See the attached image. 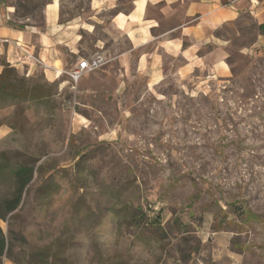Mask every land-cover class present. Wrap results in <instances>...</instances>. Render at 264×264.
Listing matches in <instances>:
<instances>
[{
  "label": "rangeland",
  "instance_id": "374dc122",
  "mask_svg": "<svg viewBox=\"0 0 264 264\" xmlns=\"http://www.w3.org/2000/svg\"><path fill=\"white\" fill-rule=\"evenodd\" d=\"M51 2L0 0V15L42 30ZM56 2L93 60L106 36L102 24L81 28L92 0ZM230 61V77L211 84L171 74L148 87L117 60L74 82L73 68L50 81L23 59L17 70L54 95L0 102V165L5 154L34 168L0 219V264H264V44ZM11 185L0 177V198Z\"/></svg>",
  "mask_w": 264,
  "mask_h": 264
},
{
  "label": "crops",
  "instance_id": "0c3cea01",
  "mask_svg": "<svg viewBox=\"0 0 264 264\" xmlns=\"http://www.w3.org/2000/svg\"><path fill=\"white\" fill-rule=\"evenodd\" d=\"M91 8L93 23L83 21L81 28L94 33L102 24L106 36L93 44L97 70L117 60L128 77L142 75L148 87L171 74H203L207 84L229 78L233 53L264 44V0H92ZM106 11L107 17L99 16ZM45 15L42 30L14 28L0 15V71L4 62L22 69L27 50L38 59L33 65L54 81L86 58L79 56L81 35L71 21H62L56 0L45 6ZM63 47L77 59L68 61Z\"/></svg>",
  "mask_w": 264,
  "mask_h": 264
},
{
  "label": "trees",
  "instance_id": "16d2710c",
  "mask_svg": "<svg viewBox=\"0 0 264 264\" xmlns=\"http://www.w3.org/2000/svg\"><path fill=\"white\" fill-rule=\"evenodd\" d=\"M264 29V25H261ZM0 71V102L14 101H44L53 96L52 90L47 83L37 81L30 74H22L17 68L8 62L2 64ZM6 164L0 165V177L9 179L12 185L0 198V219H5L8 214L13 213L23 202L24 193L34 177L32 166L20 165L11 167L7 157L3 154ZM8 241L0 229V255L7 254Z\"/></svg>",
  "mask_w": 264,
  "mask_h": 264
},
{
  "label": "built area",
  "instance_id": "2783aa9c",
  "mask_svg": "<svg viewBox=\"0 0 264 264\" xmlns=\"http://www.w3.org/2000/svg\"><path fill=\"white\" fill-rule=\"evenodd\" d=\"M2 42H9L10 40L8 38H2L1 39ZM24 59L28 60V61H32V62H37L38 63V59L36 58V56L27 51L24 50ZM100 60L99 59H93V60H89V59H82L78 65L73 68L72 70H70L69 75L71 76L72 81L77 82L79 79H81L83 76H85L87 73L97 69L100 67Z\"/></svg>",
  "mask_w": 264,
  "mask_h": 264
}]
</instances>
